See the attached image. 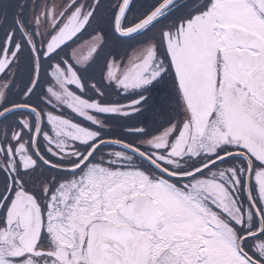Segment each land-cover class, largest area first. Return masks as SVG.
I'll list each match as a JSON object with an SVG mask.
<instances>
[{"label": "snow or ice", "instance_id": "1", "mask_svg": "<svg viewBox=\"0 0 264 264\" xmlns=\"http://www.w3.org/2000/svg\"><path fill=\"white\" fill-rule=\"evenodd\" d=\"M0 264H264V0H0Z\"/></svg>", "mask_w": 264, "mask_h": 264}]
</instances>
